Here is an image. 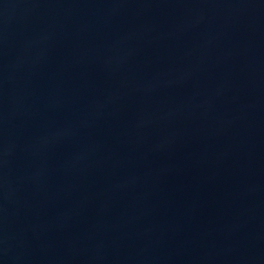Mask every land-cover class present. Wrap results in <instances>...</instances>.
<instances>
[{
    "label": "water",
    "instance_id": "1",
    "mask_svg": "<svg viewBox=\"0 0 264 264\" xmlns=\"http://www.w3.org/2000/svg\"><path fill=\"white\" fill-rule=\"evenodd\" d=\"M0 264H264V0H0Z\"/></svg>",
    "mask_w": 264,
    "mask_h": 264
}]
</instances>
